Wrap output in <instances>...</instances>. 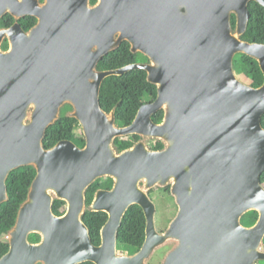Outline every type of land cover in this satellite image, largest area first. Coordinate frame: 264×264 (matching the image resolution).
Returning <instances> with one entry per match:
<instances>
[{
  "label": "water",
  "instance_id": "water-1",
  "mask_svg": "<svg viewBox=\"0 0 264 264\" xmlns=\"http://www.w3.org/2000/svg\"><path fill=\"white\" fill-rule=\"evenodd\" d=\"M250 1L0 0V18L15 19L0 27V205L9 200L10 173L36 169L0 264H151L171 242L159 264L264 261V82L254 87L234 68L244 53L264 73V43L243 39ZM28 15L37 23L25 30L19 19ZM123 41L148 61L100 70L102 57ZM132 69L147 71L158 95L119 126L115 108L101 106V87ZM67 104L85 145L64 139L46 148L47 129ZM159 111L164 116L156 122ZM129 135L140 139L119 150L117 138ZM150 139L163 147L153 149ZM105 177L113 186L98 188L88 206V188ZM167 186L178 211L159 231L150 192ZM55 200L67 203L62 215ZM134 204L145 213L146 238L125 254L117 235ZM87 209L108 214L98 245L83 220ZM252 210L257 221L245 225Z\"/></svg>",
  "mask_w": 264,
  "mask_h": 264
},
{
  "label": "trees",
  "instance_id": "trees-1",
  "mask_svg": "<svg viewBox=\"0 0 264 264\" xmlns=\"http://www.w3.org/2000/svg\"><path fill=\"white\" fill-rule=\"evenodd\" d=\"M97 0H92L96 3ZM250 20L243 39L250 42L264 43V5L251 0L249 3ZM15 22L11 14H6L0 18V27L10 26ZM19 22L25 29H29L37 22L34 16H25L19 19ZM232 23L236 25V18L233 16ZM3 48H8V42L5 41ZM147 56L143 53H133L131 44L123 41L121 45L106 54L98 63L100 70H112L124 67L135 62H146ZM234 68L237 76L244 82L259 87L264 82V73L259 62L247 54L239 53L234 60ZM158 95L157 86L148 80L147 71L144 69H132L120 75H110L104 79L100 101L104 110L110 112L115 108L116 123L119 126H126L133 122L139 108L153 102ZM72 106L67 104L63 107L61 117L48 127L44 138L46 148L55 146L59 141L71 139L79 146L85 145V137L82 133L79 121L74 117H69L67 112ZM163 119V118H162ZM264 126V115L262 116ZM137 135H129L124 138H117L116 144L119 150L130 147ZM158 140V139H157ZM163 143L156 141V148H162ZM36 176V169L33 166H22L14 169L8 179L9 200L0 205V257L9 251L10 244L7 240L9 230L16 223L17 215L21 204L28 196L29 188ZM264 177V173L261 179ZM264 184V181H263ZM113 179L105 177L98 179L87 190V205L93 201L95 191L98 188H111ZM67 203L63 200H55L54 211L62 215L66 211ZM258 218V212L255 210L247 212L242 217L245 225H253ZM83 220L88 225L92 241L98 245L101 243V229L108 220V214L103 211H90L87 209ZM40 235L32 233L30 240L38 242ZM146 238V216L142 207L138 204L132 205L125 216L118 230V247L128 248L129 254L137 252L143 245ZM264 248V240H263ZM80 264H95L91 261ZM261 264H264L262 261Z\"/></svg>",
  "mask_w": 264,
  "mask_h": 264
},
{
  "label": "rangeland",
  "instance_id": "rangeland-1",
  "mask_svg": "<svg viewBox=\"0 0 264 264\" xmlns=\"http://www.w3.org/2000/svg\"><path fill=\"white\" fill-rule=\"evenodd\" d=\"M163 116H164V112L159 111L155 114L154 119L155 121H159L163 118ZM149 145L151 146V143H149ZM261 181L262 182L264 181V177L261 179ZM150 194L157 206L156 215H155L157 229L159 231H164L170 224L171 220L174 218L175 214L177 213L178 206L172 194H170L169 191L165 189V187H154L151 190ZM173 245L174 243L171 242L167 244L165 247L158 249L150 261L151 264H158V262L163 256L164 251L172 248ZM119 252L129 254L130 250L128 248L121 247L119 249Z\"/></svg>",
  "mask_w": 264,
  "mask_h": 264
},
{
  "label": "flooded vegetation",
  "instance_id": "flooded-vegetation-1",
  "mask_svg": "<svg viewBox=\"0 0 264 264\" xmlns=\"http://www.w3.org/2000/svg\"><path fill=\"white\" fill-rule=\"evenodd\" d=\"M43 1H44V0H41V2H43ZM19 23H20V22H19ZM36 23H37V22H36ZM36 23H35L34 25H36ZM20 24H21V23H20ZM34 25H33V26H34ZM10 26H11V25H10ZM21 26H22V24H21ZM33 26H31L29 29H31ZM4 27H9V26H4ZM22 27L24 28V26H22ZM24 29H25V28H24ZM29 29H25V30H29ZM5 41L8 42L7 39H6ZM5 41H4V43H5ZM4 43H3V44H4ZM8 48H9V42H8ZM8 48H7V49H8ZM154 117H155V115L153 116V118H154ZM154 120H155V119H154ZM161 121H162V119L159 120V121H156V122H161ZM137 136H138V135H137ZM139 139H140V136H138V139H134L132 143H133V144L136 143ZM156 141H158V140H157V139H151V140L148 141V143H151V146H150V147H152L153 149H158V148H156ZM133 144H132V145H133ZM132 145H131V146H132ZM165 189H166L167 191H169V193L171 194V192H170V187H169V186L165 187ZM95 192H96V191H95ZM150 193H151V192H150ZM166 249H167V248H166ZM168 250H169V249H167V250L164 251L162 258L164 257V255L166 254V252H167ZM162 258H161V259H162ZM161 259H160V261H161ZM160 261L158 262V264L160 263ZM261 263H262V262H258V264H261Z\"/></svg>",
  "mask_w": 264,
  "mask_h": 264
},
{
  "label": "bare ground",
  "instance_id": "bare-ground-1",
  "mask_svg": "<svg viewBox=\"0 0 264 264\" xmlns=\"http://www.w3.org/2000/svg\"><path fill=\"white\" fill-rule=\"evenodd\" d=\"M146 112H147V110H146V111H143V115H144Z\"/></svg>",
  "mask_w": 264,
  "mask_h": 264
}]
</instances>
